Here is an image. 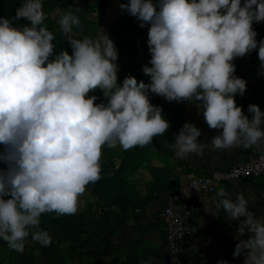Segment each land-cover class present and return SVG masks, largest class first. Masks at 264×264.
I'll use <instances>...</instances> for the list:
<instances>
[{"label":"clouds","instance_id":"1","mask_svg":"<svg viewBox=\"0 0 264 264\" xmlns=\"http://www.w3.org/2000/svg\"><path fill=\"white\" fill-rule=\"evenodd\" d=\"M119 9L147 28V83L131 74L118 80V50L101 27L83 34L79 0L54 9L60 45L45 23V0H20L13 17H0V240L11 251L23 254L29 240L52 244L41 216L77 213L87 186L102 178L105 146L127 151L165 136L170 123L153 95L194 105L216 132L201 140L184 122L168 144L178 158L264 146V111L237 105L247 82L234 63L255 51L264 69V38L253 27L264 23V0H125ZM202 201L234 228L233 260L264 264V211L224 186Z\"/></svg>","mask_w":264,"mask_h":264},{"label":"crops","instance_id":"2","mask_svg":"<svg viewBox=\"0 0 264 264\" xmlns=\"http://www.w3.org/2000/svg\"><path fill=\"white\" fill-rule=\"evenodd\" d=\"M109 35L124 57V68L138 81L147 83L149 78L143 74L142 66L149 59L130 55L125 50L126 45L120 42L118 32H110ZM150 100L152 104L162 107L163 115L170 123L165 136L155 137L153 143L144 148L127 151L105 146L101 159L102 178L87 186L80 197L77 213L68 216L46 213L41 216L46 215L50 221L47 226L50 233L56 235L55 231L57 234L59 230L62 232L61 237L52 238L53 242L68 245L66 255L73 258L76 254L85 256L91 250L94 255L99 252L106 254L109 248L110 254L121 256L128 264H144L149 257L152 258L151 264H162L166 249L161 213L169 196L191 178L207 175L264 151L262 146L261 149L206 153L202 158H178L169 150L168 144L174 141L173 133L184 122L194 123L201 130V140H209L216 132L207 127L192 104L169 103L155 95ZM235 100L237 105L243 107L245 114L247 106L253 103L264 111V91L245 93L242 97L237 95ZM220 186L233 192L243 190L251 201L250 208L256 212L264 211V178L242 179ZM214 196L215 191L199 201L196 221L199 236L185 255L184 264H213L210 254L215 252V246L222 239L233 240L235 232L230 223L224 221L222 216L213 217L204 211L202 199ZM51 222L56 225H50Z\"/></svg>","mask_w":264,"mask_h":264},{"label":"rangeland","instance_id":"3","mask_svg":"<svg viewBox=\"0 0 264 264\" xmlns=\"http://www.w3.org/2000/svg\"><path fill=\"white\" fill-rule=\"evenodd\" d=\"M99 1H106V5L109 2V0ZM120 2H125V0H120ZM106 5L88 10L81 7L84 9V12L81 13V19L84 25L82 29L83 34L96 36L98 34V27L103 28L108 34H110V32H118L121 36L120 42L126 45L125 50L130 55H134L135 58L138 59H150L147 47V28H144L145 30L142 31V28L139 27V22L134 17L129 16L126 12L119 11L115 17H112L115 19H106ZM46 13H48V20H46V22L53 27L50 30L55 33L58 40H62L58 25L55 23L54 9L47 10ZM253 27L257 33L264 29L263 23L254 24ZM125 59L127 60L128 58L125 57ZM132 59L134 60V58ZM120 60L122 65L124 60L118 56V64H120ZM253 62V57L250 55H246L243 58H237L234 61L236 66L235 75L245 79L247 82L245 93L264 91V75L262 69ZM126 66L128 65L126 64ZM123 78L124 75L118 73V80L122 81ZM97 103H99V99L97 100ZM49 222L50 221L46 215L41 217V226L46 230L47 226H49ZM55 232L56 235L49 233L54 237L62 236L60 230L58 231V234L57 231ZM71 247L74 246L71 245ZM67 249L68 245L61 244V242H52L50 246L43 248L29 240L25 252L23 254H18L9 250L6 243L0 240V264H128V262L121 256L114 257L115 255L113 256L110 254L109 248H107L106 254L99 252L97 253L98 255H94L91 250L89 253L84 254L85 256L76 254L74 255V258L73 256L66 255L65 251ZM162 264H164V262Z\"/></svg>","mask_w":264,"mask_h":264},{"label":"built area","instance_id":"4","mask_svg":"<svg viewBox=\"0 0 264 264\" xmlns=\"http://www.w3.org/2000/svg\"><path fill=\"white\" fill-rule=\"evenodd\" d=\"M258 178H264V151L207 175L191 178L171 194L161 213L166 249L164 264H184L185 255L199 236L196 221L199 201L203 196L214 193L221 184ZM197 183L200 185L199 192L191 187ZM186 189L191 193L188 197L183 194Z\"/></svg>","mask_w":264,"mask_h":264},{"label":"trees","instance_id":"5","mask_svg":"<svg viewBox=\"0 0 264 264\" xmlns=\"http://www.w3.org/2000/svg\"><path fill=\"white\" fill-rule=\"evenodd\" d=\"M19 3H20V0H0V17H8V18L13 17L15 14V10L18 7ZM71 3H72V0H45V12L47 10H50V9H55L56 7L67 8L68 5ZM104 5H106V1L79 0V6L86 9V10L94 9V8L101 7ZM20 23H24V22L20 21ZM45 23L48 25V27L50 29L53 28L52 26H50L48 24V22L45 21ZM263 25H264V23H263ZM261 38H264V29L262 31L258 32L257 40H260ZM60 42H61V40H58V39H56V41H55V43H57L58 45H60ZM63 47H67V45L64 44ZM118 53H119L120 58H122V60H123V55L120 52H118ZM249 55L253 57V61H254L253 63H255L256 65H258L260 67V63H259L256 52L253 51ZM118 65H119V69H120L118 73H122L124 75V77L126 75L130 74V73H128V71H126L124 66L121 65V60H120V64H118ZM262 73L264 75V69H262ZM95 94L99 98V102H101L103 100L102 93L99 90H97ZM50 225H56V224L51 222Z\"/></svg>","mask_w":264,"mask_h":264},{"label":"water","instance_id":"6","mask_svg":"<svg viewBox=\"0 0 264 264\" xmlns=\"http://www.w3.org/2000/svg\"><path fill=\"white\" fill-rule=\"evenodd\" d=\"M120 0H109L105 8V17L106 19H111L114 17L119 11ZM234 247V240H230L229 238L222 239L216 246L215 252L210 254V259L213 264H216L217 259L224 258L229 261V264H241L240 260H233L232 251Z\"/></svg>","mask_w":264,"mask_h":264}]
</instances>
